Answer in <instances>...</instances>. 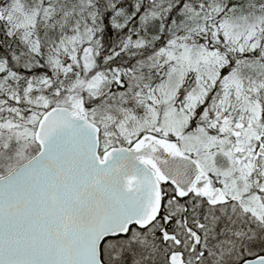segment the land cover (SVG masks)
Listing matches in <instances>:
<instances>
[{"label":"snow or ice","instance_id":"1","mask_svg":"<svg viewBox=\"0 0 264 264\" xmlns=\"http://www.w3.org/2000/svg\"><path fill=\"white\" fill-rule=\"evenodd\" d=\"M0 264H264V0H0Z\"/></svg>","mask_w":264,"mask_h":264}]
</instances>
